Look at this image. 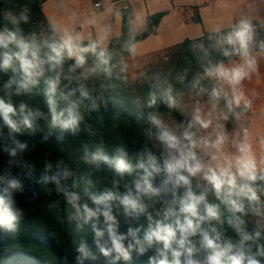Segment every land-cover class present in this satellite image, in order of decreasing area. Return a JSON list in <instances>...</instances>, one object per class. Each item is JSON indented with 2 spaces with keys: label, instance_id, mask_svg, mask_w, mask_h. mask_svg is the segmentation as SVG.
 <instances>
[{
  "label": "clouds",
  "instance_id": "9594fccd",
  "mask_svg": "<svg viewBox=\"0 0 264 264\" xmlns=\"http://www.w3.org/2000/svg\"><path fill=\"white\" fill-rule=\"evenodd\" d=\"M59 7L67 11L65 0H60ZM29 13L28 4L19 11L0 8V20L6 22L0 28V72L8 77L0 86V138L7 129L11 141L2 149L7 160L0 174L4 194L0 197V228L13 234L20 230L25 210L15 200L16 193H24V186L12 169L20 168L30 179L36 170L24 159L26 153L35 150V144L30 146L17 136L43 131L40 121L47 129L42 143L49 140L53 130L59 132L60 140L65 133L77 135L88 113L102 107L107 110V82L127 81L123 52H137L132 38L124 42L122 51L109 50L110 27L100 28L97 39L87 44L81 32L51 21L49 34L26 36L20 25L29 22ZM87 23L94 24L95 20ZM222 28L218 25L212 30L214 47L228 58L227 63L209 61L188 81L186 90L174 88L167 78H157L159 97L157 92H150L143 105L147 111L136 115L138 128L140 122L147 125L140 129V140L134 142L139 143L137 150L130 152L121 140L111 146L110 161L103 142L95 152L87 144L81 146L80 159L89 166L83 193L90 203H81L76 190L83 178L75 177L64 159L44 161L37 181L40 192L59 199L49 200L43 207L51 212L62 199L74 209L70 218L77 221V232L83 224L102 217L103 230L92 223V242L109 264L130 262L133 254L147 255V264H264V127L258 126L264 125V108L255 121L249 122L247 114L253 111V101L244 90L245 81L255 78L260 82L258 57L264 56V42L257 51L256 26L250 17H242L230 25V30ZM200 47L207 55L203 45ZM89 54L95 57L94 63H89ZM188 72L184 69L178 73L177 82L183 84ZM205 81L212 82L210 90ZM41 83L47 114L32 103ZM13 97L26 99L17 107ZM158 98L166 112L155 107ZM134 103L140 107L139 98ZM173 112L187 119L173 120ZM233 122L235 127L229 131ZM117 126L114 123L113 127ZM101 162L114 171L102 176ZM93 174L96 183L111 187L99 195L91 193ZM37 196L33 189L25 198L33 202ZM141 217L148 222L143 234L141 227L131 226L126 233L119 232L121 221L130 223ZM77 252L75 264L97 259L84 243ZM64 261L67 264V256Z\"/></svg>",
  "mask_w": 264,
  "mask_h": 264
},
{
  "label": "trees",
  "instance_id": "16d2710c",
  "mask_svg": "<svg viewBox=\"0 0 264 264\" xmlns=\"http://www.w3.org/2000/svg\"><path fill=\"white\" fill-rule=\"evenodd\" d=\"M46 0H0V8L11 7L16 11L28 4L30 8V20L27 24H21L24 34L27 36L31 33H36L38 36L49 34V22L41 10L42 4ZM165 12L150 15L146 18V29L133 35L130 30L129 21L131 15L127 10H121V33L117 38L112 39L107 46L111 51H122V45L130 38L134 39L135 43L145 40L150 35L155 33L159 22L164 17ZM5 21L0 20V28L5 26ZM256 26V50L259 51V43L264 42V27L260 26L258 22H253ZM9 27H11L9 25ZM230 30L224 29L223 31ZM211 37V38H210ZM215 33L204 32L202 36L194 39H185L180 44L170 48H166L155 54L154 60L149 63L145 70L136 76V81L131 83L127 75V81L113 79L108 81L107 95L110 98V103L107 110L103 107L99 111H93L86 115L84 122L80 125V132L72 136L69 133L64 134V139H58L59 132L53 130L47 142H41L44 131H47L44 122H39V128L43 131L37 130L34 133L26 132L24 135H18L17 139L26 141L31 146L35 144V150H30L25 154L24 159L35 165L34 178L30 179L22 174L21 169L13 167V175L19 176L24 186V193H16L15 200L17 206L25 210V217L21 223L20 230L13 234L3 228H0V264H65L64 257L67 256V264H75V257L79 255L77 248L80 243H84L87 249L96 255L97 259L86 260L85 264H109V260L103 257L95 248L92 242L91 227L92 223H96L100 229L105 228L103 218L93 221L92 223L83 224L81 231H76L77 221L70 217L74 215V209L66 204L62 199L58 207L49 212L43 205L49 200L59 199L53 194L48 197L40 192L41 185L37 183L43 174V167L45 159L55 163L58 158L64 159L74 172L75 177L83 178L81 186L78 191L81 195V203L89 202L90 198L84 195L83 188L84 181L87 180L89 166L84 164L80 159L82 155L81 146L87 144L90 151L95 152L97 147L103 142L105 154L111 161L113 152L111 146L120 143L121 140L128 146L129 151H134L139 148L140 129L146 128L147 125L143 122L139 123L137 127L136 115L138 112L147 111L143 107L148 94L150 92H157L155 87L157 78H167L174 88L186 90L188 81H191L193 76L203 71V67L209 62H216L224 60L228 62V58L222 56L219 48L214 47ZM87 44L88 42H85ZM207 50V55L201 49ZM125 60L129 57V53L123 52ZM233 59H238L233 57ZM89 63L95 62V57L89 54ZM68 63H71L70 61ZM184 69H188V76L186 81L181 84L175 79L178 73H182ZM7 75L0 72V86L7 79ZM205 85L212 87V82L205 81ZM44 85L41 83L38 94L33 98L32 103L38 106L47 114L48 105L46 103V96L44 95ZM3 93H0L2 96ZM159 97V93L157 92ZM139 98L140 107L138 108L134 101ZM26 99L24 97H13L14 105L18 107L20 101ZM223 102V101H222ZM161 112H166L165 105L157 99L155 106ZM50 118V115H49ZM171 119L176 121L184 120L179 112H173ZM117 124V127L113 125ZM117 137L121 138L120 140ZM11 141L7 139V129H5V136L0 138V174H3L5 162L7 160L6 154L3 152V146L10 144ZM104 170L101 175H110L114 169L109 165L101 162ZM135 175V171L133 172ZM94 182V187L90 188V192L99 195L104 192L105 188H110L108 183H96V175L91 176ZM128 174H125V179H128ZM71 183V181H69ZM51 186V185H49ZM35 189L38 193L37 199L29 202L25 197H30L32 190ZM123 189H121V193ZM4 194L0 191V197ZM210 199H213L210 197ZM159 207V205L157 206ZM82 223V221L80 222ZM141 227L143 231L147 229V219L141 217L139 221H131L124 223L121 221L119 225V232L126 233L128 227ZM230 232V230H229ZM7 248V252L3 250ZM149 253L148 255H150ZM148 256H137L133 254L130 262L123 260L117 264H147Z\"/></svg>",
  "mask_w": 264,
  "mask_h": 264
},
{
  "label": "crops",
  "instance_id": "0c3cea01",
  "mask_svg": "<svg viewBox=\"0 0 264 264\" xmlns=\"http://www.w3.org/2000/svg\"><path fill=\"white\" fill-rule=\"evenodd\" d=\"M59 1L46 0L41 6L49 24L51 21L71 27L84 35L85 42L97 39L100 28L110 27L107 46L120 36L121 10H127L131 15L129 26L133 35L146 29L148 16L165 12L155 33L136 43L141 53L136 57L129 55L128 59L135 61L136 66L146 65L152 54L178 45L185 39L198 38L204 32L214 33L212 30L218 25L223 26L222 30L228 29L242 17H250L264 27V0H82L86 2L84 7L67 2V11L59 7ZM97 1L102 2V7L91 15ZM69 12L79 13L80 17L70 18L67 16ZM90 19L95 23L88 24ZM258 63L260 82L257 83L255 78L244 82L245 93L253 101V111L247 114L249 122L255 121L259 110L264 108V56L258 57ZM225 91L230 96V90L226 88Z\"/></svg>",
  "mask_w": 264,
  "mask_h": 264
},
{
  "label": "rangeland",
  "instance_id": "374dc122",
  "mask_svg": "<svg viewBox=\"0 0 264 264\" xmlns=\"http://www.w3.org/2000/svg\"><path fill=\"white\" fill-rule=\"evenodd\" d=\"M65 2H66V4H68L69 2L70 3H74V4H77V6H79V7H84V2L85 1H82V0H65ZM68 2V3H67ZM59 3H60V1H59ZM85 4H86V2H85ZM69 6L67 5V8H68ZM67 16L68 17H70V18H72V14H70V12L69 13H67ZM75 16H77V17H80V15H79V13H75ZM76 17V18H77ZM75 18V17H74ZM82 18H84V16L82 15ZM141 51V49L140 48H137V52H136V54L135 55H133V57H136V56H138L139 55V53H141L140 52ZM156 54V53H155ZM155 54H152L148 59H147V61H146V65H144V66H136V64H134L135 63V61H131V60H129L128 58V61H127V59H126V62H127V64H128V72H127V75L129 76V79H130V81H131V83H134L135 81H136V76L139 74V73H141V72H143L144 70H145V68H146V66L149 64V63H151L153 60H154V58H155ZM186 99H187V97H186ZM180 114V113H179ZM181 115V114H180ZM181 117L184 119V120H186L187 119V117L186 116H182L181 115ZM250 122H252V121H250ZM258 126H261V125H258ZM235 127V123L233 122V123H229V125H228V129H229V131H232L233 130V128ZM262 127H264V126H262Z\"/></svg>",
  "mask_w": 264,
  "mask_h": 264
},
{
  "label": "built area",
  "instance_id": "2783aa9c",
  "mask_svg": "<svg viewBox=\"0 0 264 264\" xmlns=\"http://www.w3.org/2000/svg\"><path fill=\"white\" fill-rule=\"evenodd\" d=\"M102 7V2L101 1H97L94 3L93 5V10L90 12V14H94L95 12H97L99 9H101Z\"/></svg>",
  "mask_w": 264,
  "mask_h": 264
}]
</instances>
